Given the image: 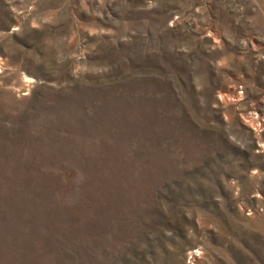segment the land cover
Listing matches in <instances>:
<instances>
[{
	"label": "rangeland",
	"instance_id": "obj_1",
	"mask_svg": "<svg viewBox=\"0 0 264 264\" xmlns=\"http://www.w3.org/2000/svg\"><path fill=\"white\" fill-rule=\"evenodd\" d=\"M0 264H264V0H0Z\"/></svg>",
	"mask_w": 264,
	"mask_h": 264
}]
</instances>
